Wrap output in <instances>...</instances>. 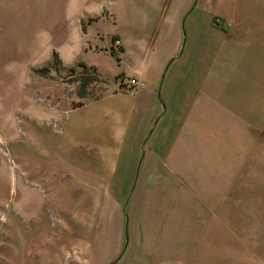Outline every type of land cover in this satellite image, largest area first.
I'll use <instances>...</instances> for the list:
<instances>
[{"label": "crops", "instance_id": "0c3cea01", "mask_svg": "<svg viewBox=\"0 0 264 264\" xmlns=\"http://www.w3.org/2000/svg\"><path fill=\"white\" fill-rule=\"evenodd\" d=\"M243 5L40 0L37 15L54 20L40 35L63 38L64 66H75L78 52L91 54L85 74L98 79L88 83L95 96L59 100L51 113L63 125L54 147L66 176H112L101 186L115 220L105 215L94 227L88 264H238L222 197L249 151L236 126L247 117L249 86L238 68L252 51L235 46L229 61L231 46L220 38L253 35Z\"/></svg>", "mask_w": 264, "mask_h": 264}, {"label": "rangeland", "instance_id": "374dc122", "mask_svg": "<svg viewBox=\"0 0 264 264\" xmlns=\"http://www.w3.org/2000/svg\"><path fill=\"white\" fill-rule=\"evenodd\" d=\"M39 12L40 0H0V264H88L94 227L105 215L115 220L101 186L112 176H66L54 147L63 125L51 113L59 100L68 106L87 91L95 96L88 83L98 79L91 70L85 74L91 54L78 52L72 67L54 59L63 38L40 35L54 20ZM240 13L253 20L246 21L253 35L220 40L231 46L222 50L229 61L235 46L252 51L244 59L251 67L238 68L249 86L242 105L247 117L236 126L249 151L222 200L235 239L231 255L238 264H264V0H244Z\"/></svg>", "mask_w": 264, "mask_h": 264}, {"label": "built area", "instance_id": "2783aa9c", "mask_svg": "<svg viewBox=\"0 0 264 264\" xmlns=\"http://www.w3.org/2000/svg\"><path fill=\"white\" fill-rule=\"evenodd\" d=\"M129 83L133 86L136 87H143L144 86V82L136 77H132L129 80ZM124 86V85H123ZM127 90H131L130 86H124Z\"/></svg>", "mask_w": 264, "mask_h": 264}, {"label": "trees", "instance_id": "16d2710c", "mask_svg": "<svg viewBox=\"0 0 264 264\" xmlns=\"http://www.w3.org/2000/svg\"><path fill=\"white\" fill-rule=\"evenodd\" d=\"M54 59L57 60V61H60V63H61V59L58 56V54H54ZM79 64H83V63L82 62H79Z\"/></svg>", "mask_w": 264, "mask_h": 264}]
</instances>
